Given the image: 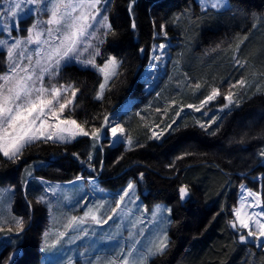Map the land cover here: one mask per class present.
Wrapping results in <instances>:
<instances>
[{
	"label": "trees",
	"instance_id": "16d2710c",
	"mask_svg": "<svg viewBox=\"0 0 264 264\" xmlns=\"http://www.w3.org/2000/svg\"><path fill=\"white\" fill-rule=\"evenodd\" d=\"M130 2L132 0H111L108 3L109 22L117 35L107 38L98 59L99 62L110 55L116 56L122 61L119 76L109 83L111 90L105 92L104 98L97 100L100 75L76 63L65 67L56 81L79 89L75 107L70 106L66 115L86 123L89 131L99 127L103 117L136 88L137 71L145 61L150 43L157 38L154 32H159L160 24H166L170 38L168 61L179 63L189 87L188 99L183 102L194 99L198 102L212 87L220 88L222 95L227 94L230 84L240 79L247 84L245 88L231 89L240 106L233 105L231 111H222L212 126L213 131L219 128L215 136L204 132L193 119L185 116L175 120V124L170 123L175 131L169 129L155 140L150 135L149 121L134 109L135 103L130 113L121 118L126 132L134 140L133 147L127 150L118 142L111 147L103 146L104 164L97 176L99 183L117 190L131 179L146 207L151 208L156 203L173 205L174 221L168 230L170 247L166 255L153 258L150 264H264V250L253 243L241 244L239 233L228 223L237 187L244 180L238 175L252 169L250 175H264V165L258 167L259 153L264 151V0H228L229 8L219 12L202 10L197 0H134L130 13ZM177 17L178 23L174 24ZM133 22L135 29L131 27ZM5 55L0 50V74L6 70ZM234 57L239 59V65ZM197 83L201 85L199 89ZM161 86L162 82L157 89ZM139 99L141 101V95ZM147 104L142 102L138 107L145 112L149 109ZM85 143L86 139L80 138L66 146L33 145L15 164L0 156V185H14L20 193L22 171L33 161H46L35 174L46 179L67 181L85 176L88 160L81 147ZM185 152L193 154L176 159ZM73 153H77L79 159ZM140 173H144L142 180ZM182 185H187L190 192L184 202L178 194ZM262 189L264 201V177ZM20 201L18 198L15 206L23 213ZM33 206L31 223L25 224L19 239L14 237L20 250L9 260L10 248L15 249L10 244L5 245L0 251V264H39L45 207L34 203ZM26 216L28 211L25 210Z\"/></svg>",
	"mask_w": 264,
	"mask_h": 264
},
{
	"label": "snow or ice",
	"instance_id": "6c2138e0",
	"mask_svg": "<svg viewBox=\"0 0 264 264\" xmlns=\"http://www.w3.org/2000/svg\"><path fill=\"white\" fill-rule=\"evenodd\" d=\"M133 3L134 0L128 5L130 13ZM199 4L202 10L212 9L219 12L221 9L229 8L227 0H199ZM45 15L46 20L40 19ZM30 17L34 19L26 29L27 35L13 37L10 21L17 22L16 31L19 33L21 31L19 23ZM178 20L179 17L174 19L173 23H178ZM0 27L6 33L5 38H0V49L6 53L5 61L8 69L0 74V156L15 164L33 145L51 143L66 146L76 142L80 137H89L93 142L92 149L95 151L97 144L106 133L111 134L113 146L120 137L126 136L125 128L115 119L110 122L108 115L103 117V123L99 127H93L91 131L87 129L86 123L82 124L77 119L66 115L70 106L74 109V99L79 89L72 84L52 83L59 79L65 67L75 62L85 68L91 67L102 77L95 99L102 100L105 92L111 90L108 85L119 76L122 61L112 55L108 56L102 65L97 63V58L102 56L100 46L110 35L112 37L117 35L109 22L107 0H2L0 2ZM131 27L136 28L135 22ZM158 35L167 38L166 24L159 25V32H154V38ZM169 46L165 43L159 44L160 55L156 54V46H154L149 56L150 68L158 67V64L153 65L151 62H161L165 49ZM239 46L238 44L237 49ZM140 51L143 53L144 49ZM234 59L239 65V59L235 57ZM246 84L244 79L230 84V90L223 95L226 103L223 104L221 111L224 109L231 111L230 106L233 105L240 106L239 101L235 99L236 94L231 89L237 86L245 88ZM200 87L201 85L197 83L196 88ZM69 91H71V98H67ZM257 91L260 90L257 89ZM221 95L220 88L212 87L209 93L200 100L199 105L188 104L187 107L195 112H201L206 105ZM176 116H180L179 111ZM216 121L217 118L212 117L207 122L197 120L195 123L204 132L215 136L219 132V128L212 130ZM175 123L176 121L173 120V124ZM173 124H169L164 131L153 132L152 137L159 140L165 131L169 129L175 131ZM123 143L127 150L132 149L133 140L130 137L124 139ZM99 150L102 152L103 148ZM192 154L185 152L176 159L182 160L184 156ZM259 155L264 158V151H261ZM73 156L79 159L77 153H73ZM92 161L93 152H89L88 167L90 169L93 167ZM173 166L169 165V167ZM28 175L31 176V172H28ZM143 178L144 173H140V179ZM83 179V176L76 177L77 181ZM40 180L41 183L47 184L42 177ZM22 183L26 184L27 181H22ZM88 183L95 184V178H90ZM59 187V185L54 187L49 185L44 188V193L56 196ZM178 193L179 199L185 200L190 195L188 186H180ZM116 195L118 198L114 201L115 207L110 208L111 214L107 215V219L103 218V214L110 202L98 201L95 207H87L82 216L67 217L62 226L63 230L57 231L55 240L49 242L50 233L45 231L40 252L48 253L61 246L64 241L72 244L76 240L86 238L88 229L82 226L89 220L99 225L106 224L118 216L123 223L126 217L133 214V208L139 210L138 197L133 199L136 196V183L132 180H129L122 192ZM64 199L67 200L69 197L65 195ZM35 203L47 205L49 216H52L53 205L47 195L42 194L36 197ZM262 203L264 201H262L260 192L241 185L239 206L233 207L234 219L228 221L229 226L239 233L238 239L241 244L255 243L257 247L264 248V209L259 212L248 211L249 208H260ZM129 204L133 208H129ZM29 207H32L31 202H29ZM164 211L156 206L151 211V219L145 220L144 216L148 209H143L141 216L128 229L126 242L121 241L120 246L115 249V255L108 257L96 255L95 259H92L89 251L96 248V242H92L89 248L80 252L84 264H148L150 258L166 255L171 244L167 231L171 220L163 215ZM166 211L170 217L172 210L167 209ZM13 220L15 228L8 227L6 235L12 244L16 245L18 240L13 238L12 234L14 233L15 237H21L25 231V221L22 217H13ZM120 227L121 225L118 224L117 229ZM0 233H5L2 219H0ZM72 233L76 235L72 236ZM105 239L113 240L115 236L99 238L101 242ZM8 259L12 260V256ZM67 264H72L71 257L68 258Z\"/></svg>",
	"mask_w": 264,
	"mask_h": 264
},
{
	"label": "rangeland",
	"instance_id": "374dc122",
	"mask_svg": "<svg viewBox=\"0 0 264 264\" xmlns=\"http://www.w3.org/2000/svg\"><path fill=\"white\" fill-rule=\"evenodd\" d=\"M110 1L111 0H107V5ZM0 2H2V0H0ZM197 2L199 3V0H197ZM107 15H108V6H107ZM33 19L34 17H30L26 21H21L19 23V28L21 29L19 33H17L16 31L17 22L14 20L10 21V27L12 28L11 35L13 37H16L17 35L26 36L27 35L26 29L32 23ZM40 19L46 20L47 16L46 15L42 16L40 17ZM5 37H6V33H4L2 27H0V38H5ZM156 37L157 38L154 41L152 40V42L150 43L148 51L145 56L146 57L145 61L137 71V75L135 77V83H134V86L136 88H133L131 91H129L127 96L124 98V100L120 102L119 106L108 114L110 122L115 119L125 128L126 131V126L121 122V118L122 117L125 118V116L130 113L129 110L133 109V105L135 103H137V106L134 109L138 110L139 112L138 114L142 115L144 118H147V120L149 121L148 127L150 128V135H152L153 132L159 133L161 131H164L173 120L178 121L184 118L185 116H188L191 119H193L194 124H196L195 122L197 120H200L202 122H207L209 118L211 119L212 117H216L217 119H219V116L222 113L220 109L223 107V104L226 103V101L223 100L224 94L219 96L215 101L210 102L209 105H206L205 108L201 110V112H195L187 107L188 104L199 105L200 100L198 102H196L195 99L194 101L191 102L190 101L183 102L184 100L188 99L187 92L189 87L187 86L186 78L184 77V75L180 70L179 63L177 61H172V62L168 61L170 46L165 49V55L161 62H157V61L151 62L153 65L158 64V67H152V68L149 67V63H150L149 56L152 54L154 46H156V54L160 55L161 53L158 48V45L161 43H165V44L170 43L169 36H167V38H165L163 35H158ZM100 47L102 49V45ZM141 56L143 58V53ZM100 57L97 58V63L102 65L106 58L100 59L98 62V59ZM7 70L8 69L6 65V70L3 73H5ZM165 72H168V74L166 75ZM161 82H162V86L158 90L157 88L160 87ZM52 83L61 84L56 80L52 81ZM189 85L193 86L194 84L190 83ZM138 86H140L139 90L135 93V89H138ZM140 95L142 98L141 101L139 99ZM67 98H71V91L68 92ZM142 102L148 103L147 106L149 105V109L146 108L148 110H144L145 112H142L143 110L142 107H141L142 109L141 108L139 109L138 107L141 106L140 103ZM230 107L232 110L233 106ZM157 109H159V111H157ZM225 110L228 109H224L223 111ZM178 111L180 112V116H176V113ZM160 119H163V121L161 123L159 122L156 123V121ZM127 137L131 138V136L128 135V133L126 132V136L120 137L118 143L124 144L123 140L126 139ZM80 138L86 139L85 145L81 147L83 148L82 152L85 153L87 160H88L89 152H93V161L91 162L93 166L91 168L92 170L88 167V172H86L87 175L83 176L84 177L83 180L77 181L76 178H73L67 181H57V180L46 179L39 175H35L36 171L38 172V169L44 166L46 161H33L26 164L22 171V181L26 180L27 183L26 184L22 183V185L20 186V193L17 187L14 185H7V184L0 185V195H2V199H0V219H2L3 226L5 227V233H0V251L7 244H10L15 249L13 251V249L10 248L9 250L10 256H12L13 253H17L20 250V248H17V246L19 245L18 243L17 245H13L11 240L8 239V236L6 235V230L8 227H13V229L15 228L13 217H22L25 221V224L29 225L31 223V219L34 217L33 203L35 205H38L35 203V199L36 197L42 194L47 195L48 199L53 205V211H52V216L50 217L47 205L40 204L41 206L45 207V210H43L44 225L40 236L39 248L41 247L42 241L44 240L43 234L45 233V231H49L50 233L48 237L49 242L55 240L57 231L63 230L62 226L66 222L67 217L72 215L82 216L83 212L87 210V207L89 206L95 207L98 201L110 202L109 205L107 206L106 211L103 214V218L107 219V215L111 214L110 208L115 207L114 201L115 199L118 198L116 194L118 192H122V190L127 186V183L131 179H129L126 182L124 187L119 188L117 190H110L101 186L97 176H99V174L101 173L104 164L103 162V164L101 165V160L104 158L103 155L105 153L104 150L105 147L103 146L108 145L109 147H111L113 138L111 137L110 133H106V135L97 144L95 151L92 149L93 142L89 137H80ZM133 144H134V140H133ZM101 147L103 148L102 152L99 150ZM261 165H264V158L259 157L258 167H260ZM252 170H249L248 172H244V173L242 172L238 175L239 178L242 177L244 178V180L237 187V192L235 194L236 200L233 207L239 206L238 200L241 195V185H244L246 188L261 193V185H262L261 182L263 179V174L259 173L256 175H250L249 173L252 172ZM95 171L97 174H95ZM28 172H31V176L28 175ZM41 177L43 178L44 181L47 182V184L41 183L40 180ZM90 178H95L96 183L89 184L88 181ZM251 184H255L256 187H252ZM49 185L53 187L56 185L60 186L56 196H52L51 193H47V194L44 193V188ZM28 194L32 197V200L29 198ZM65 195L68 196L69 199L67 200L64 199ZM137 197H138L137 205L139 206V210H136L135 208H133L132 205L129 204L128 207L133 208V214L130 217H126L123 223H121V219L118 216L115 217L113 220H109L108 223L106 224H99V225L94 224L89 220L85 225L82 226L88 229V236L86 238L76 240L75 243L72 244H69L67 241H64V243L61 246H58L57 248L53 249L48 253L40 252L39 264H67L69 257L72 258V264H84V260L80 257V252L84 251L86 248H89L92 242L94 241L96 242V248L90 249L89 251V255L91 256L92 259H95L96 255H101L105 257L115 255V249L120 246L121 241L126 242V238L128 236V229L131 227V224L135 222V220L138 217L141 216V211L145 208L148 209L147 214L144 216L145 220L151 219L152 209H154L156 206H159L161 209L165 210L163 212V215L165 217H168L171 220V223L174 221L173 205H169L165 203H156L151 208L146 207L141 199V196L139 195L138 188L136 185V196L133 197V199H136ZM18 198L21 199L20 201L21 204L19 205H22L24 207L23 213H20V211H18V209L16 208L18 206H15L16 200H18ZM29 202H31L32 204L31 208L29 207ZM182 202H184V200ZM167 209L172 210L170 217L168 212L166 211ZM262 209H264V203L261 204L260 208H249L248 211L259 212ZM25 210L28 211V216L26 217H24ZM232 219H234L233 216ZM171 223L168 225L167 231L169 230ZM118 224L121 225L119 229H117ZM12 235L14 238L15 234L13 233ZM71 235L75 236L76 234L72 233ZM109 236H115V239L113 240L105 239L102 242L99 240L100 237L107 238ZM253 244L255 245V243ZM255 247L260 248L257 247L256 245ZM261 249L264 250V248ZM153 258L155 257L149 259L148 264H150V261Z\"/></svg>",
	"mask_w": 264,
	"mask_h": 264
},
{
	"label": "flooded vegetation",
	"instance_id": "af4514ba",
	"mask_svg": "<svg viewBox=\"0 0 264 264\" xmlns=\"http://www.w3.org/2000/svg\"><path fill=\"white\" fill-rule=\"evenodd\" d=\"M263 177H264V175H263ZM261 183H262V185H261V196H262V193H263V189H262V187H263V179H262V182Z\"/></svg>",
	"mask_w": 264,
	"mask_h": 264
},
{
	"label": "water",
	"instance_id": "95a60500",
	"mask_svg": "<svg viewBox=\"0 0 264 264\" xmlns=\"http://www.w3.org/2000/svg\"><path fill=\"white\" fill-rule=\"evenodd\" d=\"M142 49V48H141ZM140 55H142L141 51H140ZM179 194V193H178ZM181 201V200H180ZM231 220V219H230ZM231 228V227H230ZM232 229V228H231Z\"/></svg>",
	"mask_w": 264,
	"mask_h": 264
}]
</instances>
